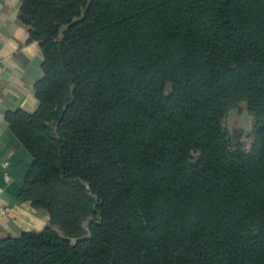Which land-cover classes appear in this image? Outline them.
I'll list each match as a JSON object with an SVG mask.
<instances>
[{
    "label": "trees",
    "instance_id": "obj_1",
    "mask_svg": "<svg viewBox=\"0 0 264 264\" xmlns=\"http://www.w3.org/2000/svg\"><path fill=\"white\" fill-rule=\"evenodd\" d=\"M19 1L44 77L16 200L49 221L0 264H264V0Z\"/></svg>",
    "mask_w": 264,
    "mask_h": 264
},
{
    "label": "crops",
    "instance_id": "obj_2",
    "mask_svg": "<svg viewBox=\"0 0 264 264\" xmlns=\"http://www.w3.org/2000/svg\"><path fill=\"white\" fill-rule=\"evenodd\" d=\"M19 9V0H0V240L40 230L36 225L42 217L31 211L29 202L16 200L31 157L13 134L10 120L38 109L35 86L44 77L39 46Z\"/></svg>",
    "mask_w": 264,
    "mask_h": 264
},
{
    "label": "rangeland",
    "instance_id": "obj_3",
    "mask_svg": "<svg viewBox=\"0 0 264 264\" xmlns=\"http://www.w3.org/2000/svg\"><path fill=\"white\" fill-rule=\"evenodd\" d=\"M224 124L226 125V127L230 133V137L234 142H241L246 147H248L250 140L247 139L246 136L249 133L250 128H251V119L245 113L243 106L241 107L240 112H238L236 110L231 111L226 116ZM67 204H68L67 210L69 211V216L67 218L68 219L71 218V215H73V214L75 215V213L81 214L82 216L85 217V221H82L81 223H79L80 224L79 226L84 228L86 226V222L88 220H90V218H89V205L86 202V200H84L82 195L78 194V195L74 196V198L69 203L67 202ZM31 211L40 212V214L42 216L41 217L42 219L40 218L41 221L38 222L36 225L37 226L36 229H42V228L46 227L47 223L49 221V216L44 211H42V210L39 211L37 209H33L32 207H31ZM37 215L38 214H33V217L37 216Z\"/></svg>",
    "mask_w": 264,
    "mask_h": 264
}]
</instances>
